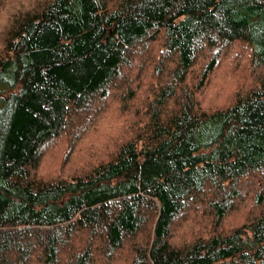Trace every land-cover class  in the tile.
<instances>
[{"label": "trees", "instance_id": "16d2710c", "mask_svg": "<svg viewBox=\"0 0 264 264\" xmlns=\"http://www.w3.org/2000/svg\"><path fill=\"white\" fill-rule=\"evenodd\" d=\"M156 44L153 78L135 89L124 71ZM237 44L257 82L206 109ZM113 97L129 132L109 157L42 177L43 150L66 136L76 147ZM263 173L264 0H0V264H264V187L221 227ZM180 220L199 232L176 240Z\"/></svg>", "mask_w": 264, "mask_h": 264}, {"label": "rangeland", "instance_id": "374dc122", "mask_svg": "<svg viewBox=\"0 0 264 264\" xmlns=\"http://www.w3.org/2000/svg\"><path fill=\"white\" fill-rule=\"evenodd\" d=\"M161 47L160 44H156L149 49L150 57H148V59L147 57L135 58L136 64L134 69L131 71H124L126 76L128 72H131V79L135 82V85H133L135 89L137 87L145 89V85H147V82L150 80L149 78H153L152 74L154 70H152V66L160 61L163 56ZM145 53L147 55V50ZM245 54L244 47L237 44V46H234L229 52H224L218 57V66L204 87L205 92H207V97L202 103H204L206 109L213 108V106L221 107L227 105L238 90L249 88L257 82V78H253V76L259 75L261 72L254 73V70L250 66V60ZM214 56L215 54H213V52H207L199 58L198 65L192 70L189 77L188 83L191 86L199 83L203 71ZM142 78H144V80L139 81ZM148 84L150 83L148 82ZM148 90H141L138 93L141 105H143L144 100L150 94ZM118 99V97H113L109 101L107 111L110 109L111 111L107 116L108 118L103 121L104 123L102 122L98 128L93 129L82 141L81 137L77 138L78 144L76 147L72 146L74 139L71 144V138L67 136L53 144H49V146L43 150L44 155L39 171L40 175L49 180L70 178L73 175H78L89 170L94 163L102 159H107L115 149V144L119 139L118 137L121 135V129L127 126V124H125L126 122L128 123L126 117L128 110L126 108L123 109V104H121L120 109L114 107L117 106ZM100 105L101 103H97L95 108ZM105 123L106 125L103 128L102 125ZM126 132L128 135V128L122 130L123 135L126 134ZM251 178L256 179V182L248 180L242 184V198L236 202L238 210L228 215L226 221L221 226L224 231L241 224V219L244 220L245 216H240V213L237 212H244L249 208L252 209L254 206L252 201L254 195L264 187V173ZM257 181L261 182L257 183ZM209 218L211 219V216H209ZM198 228L199 227L189 224V221L180 220L174 230L175 239L181 240L185 239V237L190 238L194 233L197 234V232H199ZM206 230L209 231L210 228Z\"/></svg>", "mask_w": 264, "mask_h": 264}]
</instances>
